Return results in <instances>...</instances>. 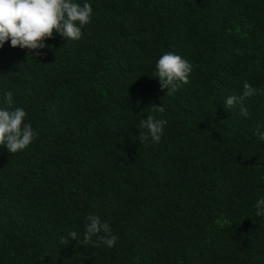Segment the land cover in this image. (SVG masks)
<instances>
[{
	"label": "trees",
	"instance_id": "trees-1",
	"mask_svg": "<svg viewBox=\"0 0 264 264\" xmlns=\"http://www.w3.org/2000/svg\"><path fill=\"white\" fill-rule=\"evenodd\" d=\"M76 2L93 9L81 39L0 48V107L11 91L39 133L0 146V264H264V0ZM164 52L193 67L171 96ZM245 81L248 117L224 106ZM162 103L160 142L139 141ZM94 214L114 247L61 244Z\"/></svg>",
	"mask_w": 264,
	"mask_h": 264
},
{
	"label": "clouds",
	"instance_id": "clouds-1",
	"mask_svg": "<svg viewBox=\"0 0 264 264\" xmlns=\"http://www.w3.org/2000/svg\"><path fill=\"white\" fill-rule=\"evenodd\" d=\"M92 13L89 3L81 4L76 0H0V48L10 40L12 47L27 49L32 54L33 50L47 47L46 39L53 38L56 33L66 41L79 40L82 37L81 28L90 23ZM237 54L242 55L243 52L237 50ZM35 55L39 56L40 52L36 51ZM192 70V64L181 55L164 52L155 63L153 77L159 79L161 90L166 89L165 95L171 96L181 84L189 82ZM256 93L257 89L245 81L242 94L227 96L224 106L228 109L239 106V114L248 117L250 113L244 106V101ZM3 98L7 107H0V146L15 154L27 148L39 133L33 129L31 123H25L26 111L13 106L11 91H5ZM164 111L163 103L149 105L147 117L140 120L139 141L146 143L151 138L154 144L160 142L168 122L152 113ZM254 134L264 140V132L260 131L259 126ZM256 209V215L264 217V198L256 202ZM94 236L109 248L114 247L119 239L112 233L109 223L102 222L100 216L94 214L86 217L82 239L76 231H71L67 237H61L60 242L67 245L70 240H76L78 244L87 246L94 243Z\"/></svg>",
	"mask_w": 264,
	"mask_h": 264
}]
</instances>
